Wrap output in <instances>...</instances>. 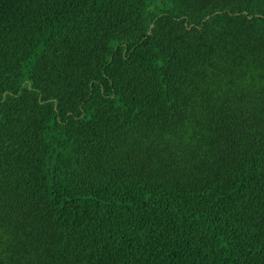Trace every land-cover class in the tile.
<instances>
[{"label": "trees", "instance_id": "1", "mask_svg": "<svg viewBox=\"0 0 264 264\" xmlns=\"http://www.w3.org/2000/svg\"><path fill=\"white\" fill-rule=\"evenodd\" d=\"M0 264H264V0H0Z\"/></svg>", "mask_w": 264, "mask_h": 264}]
</instances>
